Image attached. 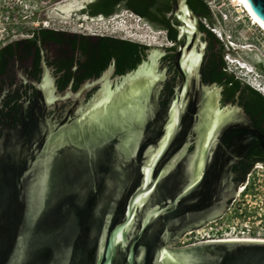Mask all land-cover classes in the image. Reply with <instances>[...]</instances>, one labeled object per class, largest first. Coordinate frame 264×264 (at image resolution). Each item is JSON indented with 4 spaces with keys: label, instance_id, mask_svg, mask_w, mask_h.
Wrapping results in <instances>:
<instances>
[{
    "label": "water",
    "instance_id": "water-1",
    "mask_svg": "<svg viewBox=\"0 0 264 264\" xmlns=\"http://www.w3.org/2000/svg\"><path fill=\"white\" fill-rule=\"evenodd\" d=\"M244 2L264 25V0ZM175 5L187 36L177 56L185 81L164 112L157 98L170 77L168 53L152 47L137 70L116 84L111 76L103 93L82 101L74 120L48 122L40 144L31 145L36 130L0 139V264H264V241L169 248L224 194L251 143L264 154V134L239 103L222 107V88L203 85L199 68L185 66L200 20L187 0ZM37 88L41 105L60 107L46 80ZM115 156L117 168L108 169Z\"/></svg>",
    "mask_w": 264,
    "mask_h": 264
},
{
    "label": "trees",
    "instance_id": "trees-1",
    "mask_svg": "<svg viewBox=\"0 0 264 264\" xmlns=\"http://www.w3.org/2000/svg\"><path fill=\"white\" fill-rule=\"evenodd\" d=\"M174 2L175 0H95L87 5L83 13L92 18H98L99 16L110 18L123 10H129L152 26L164 30L167 33V39L171 40L172 36L168 29L171 27L170 14L174 8ZM188 4L193 12L200 17L201 22L205 20L209 24L210 28L203 22L201 25L202 30L207 33L212 42L211 51L214 50L215 46L220 50V66L212 68L213 70L206 72L205 75L212 84L222 88L221 106L225 107L228 104L239 103L246 115L250 117L253 126L264 134V95L249 83L238 78L235 73L228 71L225 57L230 52L226 50L228 46L212 32V29L217 28V24L213 19L214 12L206 0H188ZM174 32V35H176V31ZM39 39H42L43 42H53L62 49L67 48L68 50L63 57L64 60L51 61L38 45ZM150 49L151 47L148 45L131 40L109 36L94 37L48 28L34 31L32 38L7 44L0 49V99L4 97L0 107V115L2 119L6 120V124L10 123L11 117L19 119L20 122L14 125L7 124L0 134V139H3L8 132L12 135L27 137L34 130H39L38 137L36 136L31 140V145L35 146L41 143L47 130L48 121L44 117L46 109L43 105H40V109L39 106L37 107L39 96L36 89L32 88L33 96L37 95L36 97L25 102L22 100L27 95V91L23 82L18 83V71H23V67L30 58H34L31 72L33 77L40 79L41 64L45 56L49 59L47 63L56 67L57 73L64 72L62 78L57 82L60 90L63 91L74 77H76L75 89H79L84 81L101 75L114 61L116 66L115 75L125 76L138 69L144 59L147 58ZM69 53H72V55ZM162 64L164 67H169L167 57ZM74 65L80 66L78 72L71 70ZM253 65L256 70L264 71V61L255 62ZM169 69L170 77L157 98L159 108L163 112L167 109L171 100L176 97L177 88L181 84L178 78L173 75L172 69ZM67 113L72 114L73 112H66V115ZM24 114H26L27 120L33 122L31 126L22 119ZM42 122L46 125H42ZM261 163L264 164V154L257 142L251 143L243 158L233 167V180L237 186L242 185L252 169ZM133 164L134 162L131 161L129 166ZM116 168L117 160L115 156L108 165V169L115 170ZM102 171L104 172L105 169ZM30 181L28 180V183Z\"/></svg>",
    "mask_w": 264,
    "mask_h": 264
},
{
    "label": "rangeland",
    "instance_id": "rangeland-1",
    "mask_svg": "<svg viewBox=\"0 0 264 264\" xmlns=\"http://www.w3.org/2000/svg\"><path fill=\"white\" fill-rule=\"evenodd\" d=\"M94 1L95 0H0V49L11 42L30 38L34 31L43 29L45 26H47L48 29L58 31L109 36L131 40L145 45L149 44L147 41H150L152 36L160 33L157 37L159 38L158 42L161 46L157 47L164 48L167 52L171 48H174V45L167 39L164 30L152 26L149 22L140 18L132 11L123 10L110 18L93 19L89 16L88 19H81L85 17L84 15H87L84 14L83 9H81L80 15L73 11L71 13L72 16L68 19L65 18V15L58 9L70 3L74 6L77 5L76 10H80L78 8H81L83 5L87 7L88 4ZM208 1L210 0H206V2ZM238 5L239 3L237 0L217 1L215 9H213V19L217 24V28L215 29L218 30L217 33L226 36H223L224 39L226 38V44L233 41L236 45L234 49H226L227 51H234V54L227 55L229 61L227 64L228 71L235 73L236 76L244 82L254 87L261 88L264 92L263 77L256 73L246 77L243 70H239L236 63L232 62L233 60H238L245 62L247 65L249 63L253 65L255 62L264 61V34L260 32L256 26H253L249 19L239 21L238 17L240 16L236 12V7H238ZM206 23L208 24V22ZM139 26L143 27L145 33H139ZM136 33L138 36L146 34L147 38L142 40L130 37ZM150 47L152 48V46ZM243 47L247 48L243 49ZM250 174L252 175L250 186L246 194L240 198V203L249 207L254 205L256 208H264V166L262 164H257ZM242 194L239 193L240 196ZM196 231L185 233L177 243L169 248L181 249L199 243L201 236L198 235Z\"/></svg>",
    "mask_w": 264,
    "mask_h": 264
},
{
    "label": "flooded vegetation",
    "instance_id": "flooded-vegetation-1",
    "mask_svg": "<svg viewBox=\"0 0 264 264\" xmlns=\"http://www.w3.org/2000/svg\"><path fill=\"white\" fill-rule=\"evenodd\" d=\"M187 2H188V0H187ZM175 15H176V5L174 2L173 11L170 14V16H171V19H170L171 27H170V29H168V32L172 36L171 40H169V39L168 40L174 45V48H171L170 50H168L167 58L169 61V68L172 69L173 75L175 77H177L179 82L181 83L180 87H178V89L180 90L183 82L185 81V78L182 76V74L179 70L180 65H179L177 56L179 53V47L186 43L187 36L186 35L180 36L181 29L179 27L182 26V23L178 21V19ZM198 18L200 20L201 34L199 36V39L197 40L196 49L191 48L186 53V56H185L186 65L185 66H188V65L194 66L195 65L194 68H199L200 81L202 82L203 85L210 86L213 84L210 82V80H208V78L206 77L205 74H206V72L213 70L212 68H216V67L220 66V64H221L220 50L217 46H215L214 50L211 51L212 42L210 41L207 33L202 30V25H201L202 22H201L200 17H198ZM174 31H176V35H174V33H175ZM90 35L94 36V37L101 36V35H96V34H90ZM166 35H167V33H166ZM30 38H32V36ZM38 45H40V47L42 48V51H44L45 55L46 54L48 55V58L51 61H63L64 60L63 57L68 50L67 48H65V49L60 48L59 45H57L53 42H43L42 39H39ZM69 54L72 55V53H69ZM197 57H199L198 60H197ZM49 59H47L45 56L44 59L42 60V64H41L42 72H41L40 79H38V78L33 77L31 75V72L33 69L34 58H30L27 61V64H25V67H23V71H18V80H19L18 83L20 84L23 82V84H25V86H26L25 90L27 91V95H25L23 97V99H22L23 102H25L26 100L29 101L30 98L33 99L37 95L39 96L37 99V103H38L37 107L39 106V109H40L41 103L43 102V97L41 96V94L37 88V85H40L42 82H44V80H46L50 84V87L52 88V92H53V99L55 100L54 102L58 103V101H59V103H61V105H60V107H56V108L50 107V106L45 107L43 105L44 108L46 109V113H45L44 117L46 118V121H48L49 123H52L53 125H56V126L65 125V123L68 121V118H70L71 120H74L76 118V114H74L75 109L80 104H82V101L85 104H88V103L92 102L101 91L103 93L105 88L109 87V85L111 83L110 82L111 76L113 77V79H114L113 83H115V84L118 82L117 81L118 77H123V76L115 75L116 66H115V61H114L112 63V65L109 66V68L107 70H105L101 75H99L97 77L88 78L86 81H84L81 84L79 89H75L76 77H74L72 79V81L70 82V84L68 85V87L62 91V90H60L57 82L59 79L62 78V76L64 75V72L57 73L56 67L54 65H49L47 63V61ZM189 59H193V60L188 64ZM19 67H20V65H19ZM111 68H113V71H112V73H109ZM79 69H80L79 65H74L71 68V70H73L75 72H78ZM84 85H89L90 88L87 89V91L84 95H81L79 97V93L81 92L82 87ZM33 87L37 91L36 96H33V89H32ZM221 99H222V97H221ZM3 100H4V97L0 99V107H1V103L3 102ZM220 103H221V100H220ZM36 109H38V108H36ZM70 111H72L73 113L72 114L67 113V115H66V112H70ZM25 115L26 114H24L22 119L24 121H26L28 123V125L31 126L33 122L30 120H27ZM65 115H66V117H65ZM19 122H20L19 119L11 117L10 123H7V124L14 125V124H18ZM7 124H6V120L2 119V117L0 115V134L3 132V130L5 129ZM261 164L264 166L263 163H261ZM181 172H182L183 179H184V186H186L189 182V177H190V173L188 171V166L184 165L182 167ZM202 174H203V172L201 173V175ZM235 185H236V182L233 181L230 183L229 186L226 187L223 195L221 193H219V196H216V201L213 203H209L208 206L200 213V215H203V219L193 221L190 225H187L186 228H187L188 232L196 231V230L203 228L209 222L213 221L214 217H216V215L218 213H220L223 209L227 210L228 207L230 206V204L232 203V201L236 197V195H234V186Z\"/></svg>",
    "mask_w": 264,
    "mask_h": 264
},
{
    "label": "built area",
    "instance_id": "built-area-1",
    "mask_svg": "<svg viewBox=\"0 0 264 264\" xmlns=\"http://www.w3.org/2000/svg\"><path fill=\"white\" fill-rule=\"evenodd\" d=\"M219 0L208 1L209 7L215 9V4ZM214 12V10H213ZM207 27L205 20L202 21ZM210 28V27H209ZM217 32V29H212ZM218 35H221L218 33ZM235 48L234 42H230ZM230 47V46H228ZM229 55V54H228ZM228 56L225 57L226 63ZM251 174L246 181L238 186V192L225 213L216 220L209 222L203 228L196 231L201 236V240L197 244L211 241H231V240H263L264 239V208H256L254 205L249 207L241 204L240 198L246 194L250 186ZM244 190L240 196L239 191Z\"/></svg>",
    "mask_w": 264,
    "mask_h": 264
},
{
    "label": "bare ground",
    "instance_id": "bare-ground-1",
    "mask_svg": "<svg viewBox=\"0 0 264 264\" xmlns=\"http://www.w3.org/2000/svg\"><path fill=\"white\" fill-rule=\"evenodd\" d=\"M237 1H238L239 5H238V7H236V12L240 16V17H238L239 18V21H245V19H249L250 22H251V24L253 26H256L260 30V32H262L264 34V25L253 15V13L250 11V9L248 8V6L244 2V0H237ZM76 7H77V5L74 6V5H72V4L69 3V4H65V6L59 7L58 9L65 15V18H68L69 19L72 16L71 13L73 11L75 13V12L81 11V9H84V5L81 8H78L80 10H76ZM84 18L85 19H88V17H82L81 19H84ZM103 18L104 17L102 16L99 19H103ZM188 24H189L190 28H192V30H193L192 23L191 22H188ZM45 28H48V27L45 26ZM139 30H140L139 33H145L143 31V27H140ZM159 34L158 33L155 34V36H152L151 40L149 39L150 41H147L149 43L148 44L149 46H152V47H154V46H156V47L157 46H161V44L158 42L159 38L157 37ZM130 37H133L134 39L135 38H138V39H142L143 40V39L147 38V35L145 34V35H142V36H138L137 33H136V34L131 35ZM244 48L246 49L247 47H243V49ZM227 61H228V59H227ZM232 62L236 63V66H238L239 70H243V72L245 73V76L246 77L249 76L250 74L253 75V74L256 73V71L254 70V68L250 67L251 65L250 66H249V64L247 65L245 62L238 61V60L237 61H234L233 60ZM256 88H258V87H256ZM243 191L244 190H241V191H239V193L242 194ZM231 241H236V240H231ZM252 241H264V239L263 240L255 239V240H252Z\"/></svg>",
    "mask_w": 264,
    "mask_h": 264
},
{
    "label": "clouds",
    "instance_id": "clouds-1",
    "mask_svg": "<svg viewBox=\"0 0 264 264\" xmlns=\"http://www.w3.org/2000/svg\"><path fill=\"white\" fill-rule=\"evenodd\" d=\"M223 36H225L224 34L222 35L221 34V39L220 40H222L225 44H226V42H225V39H224V37ZM226 37V36H225ZM227 46H228V43L226 44ZM229 49H234V48H230V47H228ZM232 50H230V52H231ZM228 64V63H227Z\"/></svg>",
    "mask_w": 264,
    "mask_h": 264
}]
</instances>
